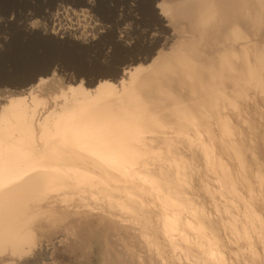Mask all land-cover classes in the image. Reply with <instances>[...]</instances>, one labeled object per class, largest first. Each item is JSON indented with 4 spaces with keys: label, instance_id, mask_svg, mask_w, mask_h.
I'll return each mask as SVG.
<instances>
[{
    "label": "rangeland",
    "instance_id": "1",
    "mask_svg": "<svg viewBox=\"0 0 264 264\" xmlns=\"http://www.w3.org/2000/svg\"><path fill=\"white\" fill-rule=\"evenodd\" d=\"M148 1L0 0V104L33 90L47 102L48 107L38 109L40 118L54 108L60 90L68 92L79 83L92 90L99 80L118 79L128 66L146 64L156 51L194 41L205 69L200 72L204 87L222 94L208 118H201L207 98L191 96L186 86L173 88L176 104L161 98L157 104L170 126L167 143L155 138L146 158L150 168L141 172L155 178L166 208L174 203L177 208L173 204L170 210L189 218L191 232L223 251L227 264H264V9L256 24L241 19L247 41L235 43L232 56L231 41L213 33L218 25L201 36L193 23L162 17L155 7L158 0ZM221 52L228 53V63H221ZM49 64L51 74L29 82ZM249 66L255 68V78ZM61 101L57 98V106ZM174 106L191 114L195 125L179 127ZM221 120L228 122L231 134L222 131ZM205 147L222 159L232 184L210 164ZM126 188L153 198L134 185ZM123 189L116 198L130 203L131 210L111 207L98 197L88 202L91 210L69 217V225L64 221L53 227L41 220L35 230L50 258L24 262L6 255L0 264H195L202 252L183 244L177 233L161 230V211L129 202Z\"/></svg>",
    "mask_w": 264,
    "mask_h": 264
},
{
    "label": "bare ground",
    "instance_id": "2",
    "mask_svg": "<svg viewBox=\"0 0 264 264\" xmlns=\"http://www.w3.org/2000/svg\"><path fill=\"white\" fill-rule=\"evenodd\" d=\"M157 7L162 17L175 22L182 17L193 23L201 36L208 29L213 31V23L218 25L213 33L216 38L230 40L231 55L236 56L234 44L247 41L240 21L246 17L253 24L261 21L264 0H161ZM195 45L194 41L186 45L181 42L168 51L161 49L146 64L128 66L118 79L99 80L92 90L82 83L70 86L68 92L60 90L53 98L54 108L40 118L38 109H43L47 102L33 90L27 96H10L0 104V258L9 255L24 262L27 258H50L48 248L37 235L36 224L44 220L53 227L64 221L69 225V217L91 210L88 202L95 203L98 197L105 198L111 207L116 204L120 209L131 210L130 203L116 198L115 193L124 187L129 202L161 211V230L177 233L183 244L202 252L192 262L227 264L223 251L206 243L204 236L191 232L189 218L170 210L174 203L166 201L171 205L169 210L166 208L155 178L141 172L148 168L146 158L153 151L155 138L167 143L165 130L170 126L157 104L161 98L165 96L176 104L173 88L186 86L191 96L207 98L203 118L210 115L209 108L216 106L222 94L218 88L208 91L204 87L200 72L205 69L197 59ZM246 47L240 46L244 55ZM220 57L222 64L229 62L227 52H221ZM248 70L255 78V68L249 66ZM57 98L62 99L59 106ZM173 111L177 113L179 127L195 125V118L182 107L174 106ZM222 121V131L231 134L228 122ZM205 148L210 164L220 168L228 178L226 182L232 184L222 159ZM129 184L153 198L145 199L127 189ZM68 225L63 227V233Z\"/></svg>",
    "mask_w": 264,
    "mask_h": 264
},
{
    "label": "flooded vegetation",
    "instance_id": "3",
    "mask_svg": "<svg viewBox=\"0 0 264 264\" xmlns=\"http://www.w3.org/2000/svg\"><path fill=\"white\" fill-rule=\"evenodd\" d=\"M89 2L91 1V0H88ZM90 4H92V3H90ZM158 4V3H157ZM156 7V9H158V7H157V5L155 6ZM52 23V21H51V19H49L48 21H47V24H48V26L50 25ZM49 29V27H47V29H45L44 31H46V30H48ZM157 52V51H156ZM156 52H154L155 54H156ZM154 54V55H155ZM153 57V56H152ZM151 58H149V60H150ZM52 70H53V64H49V65H47V66H45V67H43L38 73H37V75H35L32 79H30L29 80V82H33V83H35L36 81H37V76H39V75H49V74H51V72H52ZM79 79V78H78ZM31 84V83H30Z\"/></svg>",
    "mask_w": 264,
    "mask_h": 264
},
{
    "label": "crops",
    "instance_id": "4",
    "mask_svg": "<svg viewBox=\"0 0 264 264\" xmlns=\"http://www.w3.org/2000/svg\"><path fill=\"white\" fill-rule=\"evenodd\" d=\"M153 1H154V0H149V1H148L149 5L153 4ZM159 1H160V0H158V2H159ZM158 2H157V3H158ZM156 5H157V4H156Z\"/></svg>",
    "mask_w": 264,
    "mask_h": 264
}]
</instances>
